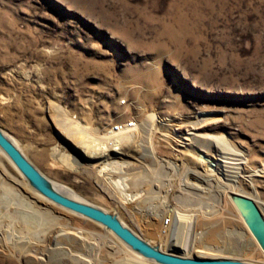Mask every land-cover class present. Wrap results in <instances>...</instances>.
<instances>
[{
    "label": "rangeland",
    "instance_id": "obj_1",
    "mask_svg": "<svg viewBox=\"0 0 264 264\" xmlns=\"http://www.w3.org/2000/svg\"><path fill=\"white\" fill-rule=\"evenodd\" d=\"M0 127L162 250L264 264L231 200L264 212V0H0ZM22 181L0 153V264H153Z\"/></svg>",
    "mask_w": 264,
    "mask_h": 264
},
{
    "label": "water",
    "instance_id": "obj_2",
    "mask_svg": "<svg viewBox=\"0 0 264 264\" xmlns=\"http://www.w3.org/2000/svg\"><path fill=\"white\" fill-rule=\"evenodd\" d=\"M0 153L22 176V184L25 187L66 211L100 225L136 257L153 264H256L233 258L189 257L162 250L160 245L136 233L116 212L89 202L48 177L30 160L15 139L1 127ZM107 167L109 166L104 165L102 169ZM116 185L118 187V184ZM141 196L142 194L138 193L133 199ZM231 200L264 252V212L254 199L245 195L232 194ZM129 201L132 200L129 198Z\"/></svg>",
    "mask_w": 264,
    "mask_h": 264
},
{
    "label": "bare ground",
    "instance_id": "obj_3",
    "mask_svg": "<svg viewBox=\"0 0 264 264\" xmlns=\"http://www.w3.org/2000/svg\"><path fill=\"white\" fill-rule=\"evenodd\" d=\"M17 143V142H16ZM18 144V143H17ZM19 145V144H18ZM121 159V158H119ZM130 159H134L135 161H140L141 159H135V158H125L124 161H128V162H133L132 160ZM123 159L120 160V162H122ZM104 165V164H103ZM109 166H111V164H109ZM208 166V165H207ZM129 169L130 167H127V166H124V167H119L118 166V170L120 173L119 175V181H115V178L113 177L112 179L116 182V184H118V187L116 188V190L118 191V193L121 194V197L124 198L125 201H129V198L131 200H134L133 197L135 196V194L137 192H139V190H135V188H138L140 186L137 185V181L136 180H132L129 176L131 175L129 173ZM131 170V169H130ZM140 171H143V169H140ZM136 174H139V173H136ZM113 175V174H112ZM111 175V176H112ZM140 181V180H139ZM143 181V180H142ZM140 183V182H139ZM142 183V182H141ZM145 192V191H144ZM155 192V191H154ZM146 193V192H145ZM157 193V192H156ZM233 194H237V193H233ZM151 195V192L148 193V197H147V200L148 201H151L153 196H150ZM154 195V194H153ZM158 196V195H157ZM164 200V199H163ZM166 200V199H165ZM163 203V202H162ZM168 203V201H167ZM193 214V213H192ZM191 216V215H190ZM192 218V217H191ZM190 218V219H191ZM179 219H181V217L176 216V218H173V224H172V227L174 225V222L176 223ZM188 219H189V216H188ZM194 219V218H193ZM189 221V220H188ZM193 225H194V222L191 221L190 224H189V228H190V231L191 229L193 230Z\"/></svg>",
    "mask_w": 264,
    "mask_h": 264
},
{
    "label": "built area",
    "instance_id": "obj_4",
    "mask_svg": "<svg viewBox=\"0 0 264 264\" xmlns=\"http://www.w3.org/2000/svg\"><path fill=\"white\" fill-rule=\"evenodd\" d=\"M123 104L126 103V100H122ZM139 122L137 117H133L132 120L126 121L124 123L116 124L113 126H110L105 131V136L107 137H116L119 136L123 132H131L139 129ZM173 224V218L172 216H167L163 219L160 231L162 234H167V232L171 229Z\"/></svg>",
    "mask_w": 264,
    "mask_h": 264
}]
</instances>
